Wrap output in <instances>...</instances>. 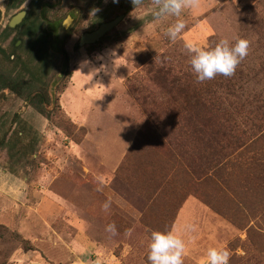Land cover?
Listing matches in <instances>:
<instances>
[{
  "label": "rangeland",
  "instance_id": "rangeland-1",
  "mask_svg": "<svg viewBox=\"0 0 264 264\" xmlns=\"http://www.w3.org/2000/svg\"><path fill=\"white\" fill-rule=\"evenodd\" d=\"M262 2L200 0L182 13L186 27L173 42L164 30L176 18L154 20L150 0L136 8L131 0H0V76L22 79L29 89L46 87L63 109L48 119L22 96L0 91V139L25 136L18 147L0 150V264H148L151 232L170 228L187 244L184 264H205L210 247L230 250V264H264V183L261 167L248 166L254 152L193 187L185 160L169 174L163 152L135 147L147 116L134 93L144 77L136 63L185 53V43L208 48L245 35L250 118L240 128L243 143L256 139L264 131V108L257 113L252 102L264 100V52L249 14L258 10L264 19ZM22 11V22L11 27ZM120 15L94 48L80 45L85 33ZM68 16L74 21L62 28V44L50 40L46 30L62 27ZM39 40L48 50L44 60L34 56ZM66 123L84 132L70 136ZM257 145L264 148V138ZM111 223L116 235L106 231Z\"/></svg>",
  "mask_w": 264,
  "mask_h": 264
},
{
  "label": "trees",
  "instance_id": "trees-1",
  "mask_svg": "<svg viewBox=\"0 0 264 264\" xmlns=\"http://www.w3.org/2000/svg\"><path fill=\"white\" fill-rule=\"evenodd\" d=\"M42 4L44 8L50 5L49 2ZM259 7L264 8V2L260 3ZM130 9L131 7L127 11ZM253 9L255 8H250V10ZM261 13L257 10L249 15H255L256 21L252 28L260 41V49L264 52V19ZM47 34L50 40L62 44L60 24H53L51 30H46ZM46 35L41 40L44 41ZM41 40L38 42L37 52H34L37 60L46 59L48 54ZM0 52L4 51L0 49ZM62 53L65 54L64 51ZM189 59V55L185 52L175 57L163 55L150 59L146 63H136L137 69L141 70L144 77L140 78L141 83L135 87L134 93L139 107L147 116V121L139 132L135 147L137 145L153 146L161 153L163 152L169 160V174L175 172L176 165H181L180 160H185L183 162L186 163L182 168L193 187H201L202 184L218 178L234 157L244 155L245 152H254L248 166L249 168L261 167L260 178L262 179L259 180L263 184L264 152L262 149L264 148L257 144L263 140L264 131H261V135L256 139L249 143L244 140L245 143H243L246 133L240 128L241 124L250 118L246 115L247 104L250 105V103L246 97L249 86L245 64L242 62L231 78L218 75L215 79L197 83ZM261 59L264 61L263 57ZM25 85L22 79L9 80L4 75L0 76V91L8 89L22 96L48 119L62 114L63 109L59 99L54 100L46 87L34 90ZM262 93L257 95L262 98ZM254 99L252 103L255 104L258 113L264 108V100L259 99L258 96ZM259 103L262 104L257 105ZM68 125L66 123L64 129L70 136H73L72 130L81 134L84 132L83 128L77 130L76 127L72 128L70 124ZM16 138V141L8 140V136L4 135L0 139V150L15 148L18 147V143L25 142V136L23 138L20 132L16 133ZM258 149H261L262 155L255 154ZM11 155L15 156L13 153ZM190 157H194L193 162L188 161ZM204 199L207 200V197Z\"/></svg>",
  "mask_w": 264,
  "mask_h": 264
},
{
  "label": "clouds",
  "instance_id": "clouds-1",
  "mask_svg": "<svg viewBox=\"0 0 264 264\" xmlns=\"http://www.w3.org/2000/svg\"><path fill=\"white\" fill-rule=\"evenodd\" d=\"M132 3L134 8L141 7L144 0H132ZM199 5L200 0H150L149 12L153 19L158 21L169 17L176 18L175 22L164 30V34L175 42L186 27V22L181 18L182 13ZM184 48L190 57L189 64L197 83H203L215 79L218 75L225 78L234 76L239 65L249 54L250 41L246 38H237L232 43L224 38L214 47L203 48L189 42L185 43ZM102 207L108 212L111 207L110 201L105 202ZM185 230L195 231V228L193 225H187ZM106 231L116 235L115 223L107 225ZM186 251L187 244L177 229L154 230L150 234L146 260L148 264H184ZM230 259L231 252L226 247H210L206 252L205 264H230Z\"/></svg>",
  "mask_w": 264,
  "mask_h": 264
},
{
  "label": "water",
  "instance_id": "water-1",
  "mask_svg": "<svg viewBox=\"0 0 264 264\" xmlns=\"http://www.w3.org/2000/svg\"><path fill=\"white\" fill-rule=\"evenodd\" d=\"M25 16H26V11L20 12L18 15H16L12 19L10 26L15 27L16 25H18L19 23L22 22V20L24 19ZM123 18H124V16L120 15V16L116 17L115 19H113L109 22L102 23L98 27V29H96L95 31L85 33L81 37L80 45L85 46V45H92V44L97 43L103 37H105L109 32L114 30L119 25V23L123 20ZM73 21H74V19L71 16H68L66 18V20L62 24V28L64 29V31H68L70 29Z\"/></svg>",
  "mask_w": 264,
  "mask_h": 264
}]
</instances>
